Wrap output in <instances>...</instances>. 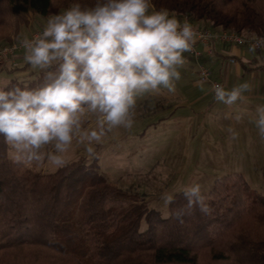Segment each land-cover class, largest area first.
<instances>
[{"label": "trees", "instance_id": "1", "mask_svg": "<svg viewBox=\"0 0 264 264\" xmlns=\"http://www.w3.org/2000/svg\"><path fill=\"white\" fill-rule=\"evenodd\" d=\"M73 2L0 0V47L21 37L33 18L47 19ZM153 4L202 28L264 35V0ZM29 66L23 60L0 70ZM41 79L40 72L12 77L4 90L21 81L35 87ZM95 163L80 158L40 172L13 160L0 137V264H264V194L243 175L216 179L201 192L211 214L197 207L180 223L173 213L187 203L182 190L163 216L109 181Z\"/></svg>", "mask_w": 264, "mask_h": 264}, {"label": "clouds", "instance_id": "2", "mask_svg": "<svg viewBox=\"0 0 264 264\" xmlns=\"http://www.w3.org/2000/svg\"><path fill=\"white\" fill-rule=\"evenodd\" d=\"M196 35L188 21L156 10L153 0H74L49 15L42 31L19 41L41 82L30 87L21 81L7 91L11 82L0 86V137L13 159L62 167L74 140L87 142L86 151L94 157V142L115 128L133 126L139 95L162 88L175 92L183 54L192 50ZM213 91L216 101L232 106L251 86L245 82L226 90L218 84ZM87 114L95 116L90 130L84 127ZM234 119L239 122L241 116ZM254 123L264 139V105L257 106ZM229 132L231 139L238 138L234 129ZM182 194L187 203L173 213L180 223L197 207L211 214L199 184ZM161 198L166 205L175 202L174 194Z\"/></svg>", "mask_w": 264, "mask_h": 264}, {"label": "rangeland", "instance_id": "3", "mask_svg": "<svg viewBox=\"0 0 264 264\" xmlns=\"http://www.w3.org/2000/svg\"><path fill=\"white\" fill-rule=\"evenodd\" d=\"M46 20H34L16 40L45 26ZM187 56L194 65L182 66L194 73L188 84L182 78L175 82V92L162 88L139 95L133 126L115 128L101 142H94V157L86 151L87 142L81 144L78 140L65 154L66 163L80 158L97 160L95 164L109 181L163 216L169 213L161 198L165 193L175 194L193 184H199L201 192H208L216 179L229 174L243 175L252 188L264 194V139L254 123L257 106L264 105V94L257 99L243 96L232 106L218 102L210 83L194 84L197 74L200 78L199 65L191 55ZM200 64L208 67L213 79L222 85L209 64ZM38 73L31 66L12 73L0 70V84L12 77L21 80ZM250 78L247 73L238 81L232 76L222 86L231 90L245 82L250 84ZM237 114L241 116L239 122L234 119ZM84 120L85 128L95 127V116L87 114ZM229 129L238 133L237 139H231ZM9 155L13 159L10 147ZM25 165L40 172L59 168L47 160Z\"/></svg>", "mask_w": 264, "mask_h": 264}, {"label": "crops", "instance_id": "4", "mask_svg": "<svg viewBox=\"0 0 264 264\" xmlns=\"http://www.w3.org/2000/svg\"><path fill=\"white\" fill-rule=\"evenodd\" d=\"M36 18H33V22ZM32 22V24H33ZM31 24V25H32ZM42 25V24H41ZM197 48L202 51L200 57H195L190 52H185V64L190 65L187 55H191L200 67V63L209 64L217 78H219L224 84L225 79H230L232 76L236 78V81L240 80L244 74L250 75L251 91L243 95L247 98H261L264 94V48L261 50L253 49L248 45L238 46L233 44L215 43V50L213 53H209L202 43H197ZM234 58L235 61H231ZM188 67V66H187ZM198 67V68H199ZM181 78H183L185 84L188 78H193V72L188 68L180 67ZM199 73V69L197 70ZM194 84L201 83L202 81L198 77ZM204 83V82H202ZM193 87V86H192ZM194 88V87H193Z\"/></svg>", "mask_w": 264, "mask_h": 264}, {"label": "built area", "instance_id": "5", "mask_svg": "<svg viewBox=\"0 0 264 264\" xmlns=\"http://www.w3.org/2000/svg\"><path fill=\"white\" fill-rule=\"evenodd\" d=\"M185 20L193 26L197 34L196 41L192 47V50L189 51L197 58L202 55V51L197 48L198 42L202 43L209 53L214 52L215 43L217 42L238 46L248 45L256 50H261L262 48H264V44L257 43V39H264V35H242L234 30H216L211 28H202L199 25L191 23L187 18H185L184 21ZM43 27L37 28L35 31H32L27 38L31 39L33 35H35L39 31H42ZM20 40L21 39L15 40L11 44L0 47V66H18L21 64V62L24 60L23 53L25 52V49L20 46ZM231 61L233 62L235 61V59L232 58ZM199 76L202 82L210 83L212 85V89L215 85H221L217 80L213 79L211 70L203 64H201L199 67Z\"/></svg>", "mask_w": 264, "mask_h": 264}]
</instances>
